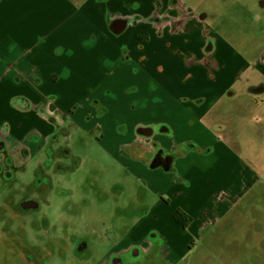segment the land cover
<instances>
[{
  "label": "crops",
  "instance_id": "0c3cea01",
  "mask_svg": "<svg viewBox=\"0 0 264 264\" xmlns=\"http://www.w3.org/2000/svg\"><path fill=\"white\" fill-rule=\"evenodd\" d=\"M179 2L0 0V138L8 152L21 147L44 152L58 125L63 140L73 139L65 152H103L141 183L155 199L138 225L141 239L153 233L160 238L167 231L168 246L180 235L190 245L186 232L197 236L211 216L203 204L194 213L187 207V199L194 196L195 175L202 185L212 187L204 202L214 211L213 219L224 216L218 215L220 193L232 196L223 189L225 176L215 182L200 175L214 172L220 163L217 155L229 152L233 142L210 118L214 103L192 90L174 89L168 81L174 72L183 74L185 66L190 70L192 54L180 50L187 44L173 51L169 38L163 42L167 59L154 61L149 55V48L161 42L154 32L173 31L161 7L169 3L176 10ZM213 51L208 46L203 52L205 65ZM255 65L254 77H263L264 57ZM195 80L197 76L187 74L180 84ZM140 128L151 129L152 136L139 135ZM28 136L37 137V142H25ZM140 152L149 159H139ZM206 152L216 154L210 160ZM156 157L161 161L158 168L153 164ZM178 211L195 216L187 229L169 220ZM135 247L144 248L131 242L125 253Z\"/></svg>",
  "mask_w": 264,
  "mask_h": 264
},
{
  "label": "rangeland",
  "instance_id": "374dc122",
  "mask_svg": "<svg viewBox=\"0 0 264 264\" xmlns=\"http://www.w3.org/2000/svg\"><path fill=\"white\" fill-rule=\"evenodd\" d=\"M260 2L264 0H180L176 10L168 3L160 12L166 13L173 31H155L154 38L161 42L149 48V55L157 61L169 57L164 49L166 39L172 40L173 51L176 45L187 44L180 50L191 52L190 70L185 66L183 74L174 72L168 81L174 89L208 97L214 103L210 118L232 137L230 151L217 155V169L200 174L215 182L226 177L223 189L232 196L221 192L217 199L223 203L221 219H213L214 211L204 202L212 187L202 185L201 177L195 175L194 196L187 199V207L194 213L202 204L207 206L205 212L211 216L204 230L197 236L194 231L186 232L190 245L180 235L168 246L171 236L167 231L159 232L160 238L153 233L142 241L138 225L155 199L103 152L72 149L60 156L59 151L68 150L65 146L73 139L63 141L56 125L44 152H30L24 161L19 152L13 153L16 164L24 162L25 166L0 198V242L5 234H14L18 238L14 246L19 247L21 239L36 264H264V76L254 77L255 63L264 57ZM208 46L214 51L206 66L203 52ZM187 74L197 80L181 85ZM228 89L236 93L226 94ZM141 153L139 159H149ZM215 154L206 156L211 160ZM21 191L40 199L39 211L21 215L12 210L17 217L10 210L2 212L5 198L12 202ZM194 217L183 214L188 225ZM131 242L144 248L125 253ZM80 248L84 251L78 252Z\"/></svg>",
  "mask_w": 264,
  "mask_h": 264
},
{
  "label": "flooded vegetation",
  "instance_id": "af4514ba",
  "mask_svg": "<svg viewBox=\"0 0 264 264\" xmlns=\"http://www.w3.org/2000/svg\"><path fill=\"white\" fill-rule=\"evenodd\" d=\"M139 130H150L151 135H141L146 137L152 136V130L149 128L143 129L140 128L137 130V133ZM139 134V133H138ZM140 135V134H139ZM29 136L26 138L28 139ZM52 139V136L49 138V141ZM37 137H31L25 142L28 141H34L37 142ZM48 141V142H49ZM66 141V140H63ZM48 142L45 143L48 144ZM44 145V146H45ZM189 145V148H191V145ZM16 152H19V154L24 156L23 161L28 159L30 157V151L27 147H21ZM16 152H8L7 143L4 139L0 138V198L4 196L3 194L6 193L9 189V187L15 183L16 177L15 174L20 171L24 166V162L22 165H17V158L13 155V153ZM61 152L59 151V155L61 156ZM38 157L35 156L34 160ZM161 163L159 157H156L154 159L153 164ZM16 186V185H15ZM13 187V190L15 188ZM22 194V195H21ZM40 199L34 198L32 195H29L26 193V191H21L17 193V196H14V199L12 202L7 201V197L5 198L2 206V212L3 210H19L21 215H32L35 212L39 211V201ZM17 217L19 214H16V212H12ZM17 237L12 233L5 234L4 238L0 242V264H36V259L33 255H30L29 252H27V245L23 243L21 239H19V247L14 246V242L17 241ZM79 251H84V249L81 248Z\"/></svg>",
  "mask_w": 264,
  "mask_h": 264
},
{
  "label": "trees",
  "instance_id": "16d2710c",
  "mask_svg": "<svg viewBox=\"0 0 264 264\" xmlns=\"http://www.w3.org/2000/svg\"><path fill=\"white\" fill-rule=\"evenodd\" d=\"M138 133L140 135H146V136L151 135V131L150 130H139ZM183 214L184 213H181L179 211L178 212H175L174 215H173V219L176 221V223L182 225L181 227H183L184 229H186L192 223V221L191 222L188 221V222H190L189 225L188 224H185V222H187V221L183 219Z\"/></svg>",
  "mask_w": 264,
  "mask_h": 264
},
{
  "label": "water",
  "instance_id": "95a60500",
  "mask_svg": "<svg viewBox=\"0 0 264 264\" xmlns=\"http://www.w3.org/2000/svg\"><path fill=\"white\" fill-rule=\"evenodd\" d=\"M160 166V163L159 164H155V168H158Z\"/></svg>",
  "mask_w": 264,
  "mask_h": 264
}]
</instances>
